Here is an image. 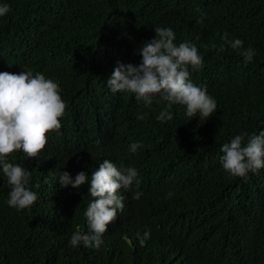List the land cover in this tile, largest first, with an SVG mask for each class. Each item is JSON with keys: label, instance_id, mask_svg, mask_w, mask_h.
Wrapping results in <instances>:
<instances>
[{"label": "trees", "instance_id": "trees-1", "mask_svg": "<svg viewBox=\"0 0 264 264\" xmlns=\"http://www.w3.org/2000/svg\"><path fill=\"white\" fill-rule=\"evenodd\" d=\"M3 2L10 11L0 17V72L42 73L58 83L66 107L36 158L9 156L39 187L36 202L17 211L0 178V264H264V168L233 177L219 162L222 144L264 130V0ZM157 26L172 28L176 44L196 45L203 64L189 68L190 79L217 102L209 118L174 105L173 119L161 123L163 103L144 107L106 87L117 60L139 63L136 49ZM224 33L255 50L251 63L217 51ZM130 140L142 144L136 153ZM104 159L136 168L143 195L121 191L123 211L98 250L73 248L69 238L87 231L83 212L93 198L87 184L59 188L58 173L90 175Z\"/></svg>", "mask_w": 264, "mask_h": 264}, {"label": "clouds", "instance_id": "clouds-1", "mask_svg": "<svg viewBox=\"0 0 264 264\" xmlns=\"http://www.w3.org/2000/svg\"><path fill=\"white\" fill-rule=\"evenodd\" d=\"M9 11V4L0 0V17ZM202 21L203 17H199L196 22ZM153 28V38L136 49L141 57L139 63L117 60L106 87L112 94L132 93L144 107H150L154 101L163 103L155 117L161 123L173 119L174 105L182 106L187 117L209 118L217 110V102L207 93L206 86H198L190 79L189 68L198 71L203 64L196 45L187 40L174 43L176 35L172 28ZM221 40L218 52L223 53L227 47L237 52L245 65L253 61L255 50L251 46L245 48L241 39H229L224 33ZM22 69L19 73L0 72V178L6 180L10 189L5 203L17 211L28 209L36 202L37 193L32 189L39 185H30L31 172L9 162V156L22 151L27 158H36L47 143L46 133L61 128L59 118L66 107L56 81L40 72L33 74ZM137 119L142 120L143 115ZM141 147L140 141L130 140L128 151L136 153ZM220 152L221 168L228 175L246 178L249 173L255 174L264 168V130L252 134L241 132L222 144ZM57 184L61 189L71 186L77 191L87 184V194L93 198L83 212L87 231H74L69 238L73 248L98 250L104 243L107 226L123 211L121 191H132L133 199L137 200L143 195L137 169L109 159L99 163L90 175L83 170L75 176L60 171ZM173 195L169 191L166 198ZM149 237L148 230L142 236L137 233L141 246Z\"/></svg>", "mask_w": 264, "mask_h": 264}]
</instances>
